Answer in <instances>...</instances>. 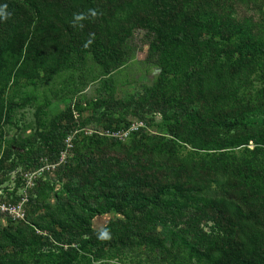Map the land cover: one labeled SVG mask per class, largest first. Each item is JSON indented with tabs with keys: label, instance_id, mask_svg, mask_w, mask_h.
Instances as JSON below:
<instances>
[{
	"label": "trees",
	"instance_id": "1",
	"mask_svg": "<svg viewBox=\"0 0 264 264\" xmlns=\"http://www.w3.org/2000/svg\"><path fill=\"white\" fill-rule=\"evenodd\" d=\"M190 1L0 0V83L12 72L35 75L37 56L49 44L61 47L66 58L93 51L108 69L109 60L119 67L139 27L147 29L150 46L158 45L151 59L161 65L163 56L174 52L175 59L184 60L171 91L161 96L156 91L144 102L102 99L96 105L100 116L95 119L106 120L108 127L116 124L115 129L124 113L145 121L147 114L161 113L171 120L169 139L146 144L142 133L126 144L97 133L82 140L75 136L62 159L66 138L83 120L69 108L48 130L21 140L17 150L4 151L3 176L18 165L36 168L47 158L56 164L55 173L38 178L34 191L39 196L59 183L62 188L54 191L56 206L31 196V204L40 209L35 218L0 226V264H28L25 251L34 264H91L88 254L98 259L118 242L155 250V264H193V259L201 264H264V148H254L257 158L251 159L226 149L251 140L264 144V112L258 128L247 124L257 104L238 96L256 60L248 47L262 39L264 17L249 15L231 24L220 9L222 1L215 0L200 4L202 14L196 17L187 8ZM247 2L264 8V0ZM119 12L124 15L117 16ZM206 12L211 14L203 18ZM237 35L240 39L233 43ZM63 37H68L66 44ZM255 47L263 51L264 42ZM50 55L62 61L56 52ZM4 113L0 106V122ZM129 124L125 120L123 127ZM180 143L197 153H178ZM13 154L18 160L6 166ZM5 179L0 177V183ZM110 212L124 219L93 228L96 215ZM180 246L184 252L175 251Z\"/></svg>",
	"mask_w": 264,
	"mask_h": 264
},
{
	"label": "rangeland",
	"instance_id": "2",
	"mask_svg": "<svg viewBox=\"0 0 264 264\" xmlns=\"http://www.w3.org/2000/svg\"><path fill=\"white\" fill-rule=\"evenodd\" d=\"M208 1L210 0H191L187 8L196 17H199L201 15L196 13L202 14L200 4ZM215 1H222L220 9L224 15L228 14L231 24L235 21H242L249 15L259 16V18L264 17V8L262 10L255 9L248 4L247 0ZM203 14L202 17L204 18L211 13L206 12ZM121 15H124V13L119 12L117 14V16ZM225 19L227 21L226 17ZM146 30L142 27L136 29L130 43L129 55L119 67L114 66V63L109 60L111 67L108 69L106 64L99 62L96 53L93 51L83 50V58L75 53L73 57L66 58L59 51L61 47L59 48L57 44H49L37 56L39 61H37L38 68L35 75L21 77L16 72H12V77L7 82L0 83V106H4L5 110L0 122V156L9 147H15V150H17L16 144L32 136L36 131L51 128L54 120L69 108L73 110L75 118L82 117L84 121H78L76 128L66 138V148L62 150V159L66 158L73 147L75 136H78V140H82L87 135L97 133L108 139L113 137L120 139L126 144H129L136 134L137 137H140L142 133L147 135L145 138L146 144L169 139L171 136L168 131V123L171 120H166L158 112L147 114L148 121L130 113H124L123 117L130 122L126 128L123 127L125 124L123 119L120 125L116 127L117 129H115L116 124L108 127L106 120L95 119L97 118L95 116H100V113H96V105L102 99L144 102L154 97L156 91L160 96L163 91H171V82L183 73L184 60L183 58L175 59L174 52L165 54L163 58L161 57V65L151 59V54L159 52V49L158 45L150 46L147 43ZM239 39L240 35L234 36L233 43H237ZM61 42L66 44L68 37H63ZM262 42H264V35H262L259 42H253L248 47V54L251 55L254 52L256 60L253 61L247 71V82L242 85L238 95L243 101L249 99L257 104L256 115L251 116L246 121L247 124H253L256 128L261 125L260 112H264V50L255 47ZM19 52L20 50L15 54ZM52 52H56L59 58H62V61L58 63L57 60L53 59L50 55ZM174 62H178V64L176 65ZM57 64L60 65L59 68L56 67ZM113 116L118 117L119 114L114 113ZM261 147L264 148V144L251 140L247 145L229 146L226 149L240 158L251 159L257 158L253 153L254 148ZM177 151L183 155L196 152L190 145L185 143H180L177 146ZM12 159L18 160L16 154L12 155L6 166ZM40 162V165L36 168H25L23 165H18L15 170L4 176L2 174L4 169L0 171V177L6 178L0 183L1 227H6L9 224L17 226L21 222H27L28 216L32 219L40 213V209H36L35 204H31V196L37 197L39 201L44 200L52 206H56L57 199L54 196V191L62 188L60 183L56 185L53 191L49 189L45 193L41 192L39 196L34 191L38 178L42 177L46 180L55 173L56 164L50 163L47 158H42ZM117 218L124 219V216L117 212L96 215L93 218L92 226L95 229H101L110 220ZM36 230L43 234H50L48 230L37 228ZM230 238L229 248L232 249L234 237ZM233 247L237 249V245ZM106 250L108 253L98 259L88 254L93 259L91 264H155L159 262L155 257L157 252L144 244L124 246L118 242L117 246H107ZM177 250L184 252L185 247L180 246L175 249V251ZM24 255L26 261L29 262L31 259L28 264H34L33 257L27 251ZM229 257V252H227L225 259ZM193 264L201 263L193 259Z\"/></svg>",
	"mask_w": 264,
	"mask_h": 264
}]
</instances>
